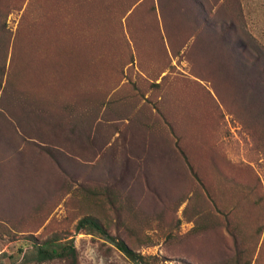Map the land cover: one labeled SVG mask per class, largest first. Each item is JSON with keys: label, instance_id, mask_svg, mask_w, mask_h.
Listing matches in <instances>:
<instances>
[{"label": "rangeland", "instance_id": "obj_1", "mask_svg": "<svg viewBox=\"0 0 264 264\" xmlns=\"http://www.w3.org/2000/svg\"><path fill=\"white\" fill-rule=\"evenodd\" d=\"M83 216L153 264H264V0H0V264H134Z\"/></svg>", "mask_w": 264, "mask_h": 264}, {"label": "trees", "instance_id": "obj_2", "mask_svg": "<svg viewBox=\"0 0 264 264\" xmlns=\"http://www.w3.org/2000/svg\"><path fill=\"white\" fill-rule=\"evenodd\" d=\"M75 229L82 230L84 233L108 241L124 257L134 264H153L151 262V256L133 251L122 240L108 234L105 229L91 217L83 216L79 218L75 223ZM55 259L63 260L65 264H77L76 251L71 238L59 240L52 237L35 245L31 259L35 264Z\"/></svg>", "mask_w": 264, "mask_h": 264}]
</instances>
